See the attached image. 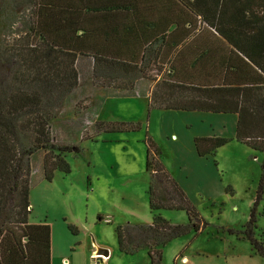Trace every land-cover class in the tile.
<instances>
[{"label": "trees", "instance_id": "1", "mask_svg": "<svg viewBox=\"0 0 264 264\" xmlns=\"http://www.w3.org/2000/svg\"><path fill=\"white\" fill-rule=\"evenodd\" d=\"M28 1V24L19 30L24 35H17L13 49H0V264H51L50 225L30 222V160L46 151L43 171L50 181L56 171L70 172L67 153H81L80 145L53 142L50 120L80 84L82 61H92L95 86L108 94L135 95L140 80L153 81L149 109L236 114L235 139L264 154V0ZM15 49L19 71L12 69ZM10 73L22 87L11 84ZM94 126L98 134L141 128L132 121L97 120ZM145 139L153 218L117 226V242L124 253L145 248L150 264H163L167 243L197 235L206 224L163 164L160 147ZM231 140L198 136L194 144L199 156H214ZM261 169L239 232L264 258L256 233L264 162ZM168 209L185 210L188 222L171 223L160 212Z\"/></svg>", "mask_w": 264, "mask_h": 264}, {"label": "rangeland", "instance_id": "2", "mask_svg": "<svg viewBox=\"0 0 264 264\" xmlns=\"http://www.w3.org/2000/svg\"><path fill=\"white\" fill-rule=\"evenodd\" d=\"M28 3L0 0V49L4 45L13 49L17 35H24L19 30L28 24ZM15 51L10 52L12 69L19 71L22 61ZM11 73V84L22 87ZM94 86L93 78V85H81L68 95L50 120L55 144L82 147L77 156L66 155L70 172L56 171L49 181L43 171L46 151L35 152L30 160V222L50 224L51 264H93L92 252L97 246L109 250L108 264H150L145 248L133 254L120 251L116 234L119 225L147 224L153 218L147 195L146 135L160 147L163 164L174 177L177 174L181 183L177 181L206 224L197 235L190 232L166 244L162 263L264 264V258L239 232L250 216L264 154L234 139L235 116L152 110L144 96L105 97L104 90L94 93ZM97 120L138 122L141 128L98 134L94 126ZM198 136L232 140L214 156L201 157L194 145ZM160 212L174 224L189 220L185 210ZM257 212L256 233L264 242V200Z\"/></svg>", "mask_w": 264, "mask_h": 264}, {"label": "crops", "instance_id": "3", "mask_svg": "<svg viewBox=\"0 0 264 264\" xmlns=\"http://www.w3.org/2000/svg\"><path fill=\"white\" fill-rule=\"evenodd\" d=\"M81 68H82V70L83 71H85L84 72V76H83V78L81 79L80 78V84L78 85V87H76L75 89H74V91H72V93L73 92H75L76 90H78L79 88H80V86L81 85H84V84H92L93 85V76H92V61L90 62V61H82L81 62ZM79 70H80V68H79ZM139 85H140V88H138V89H136V94H138V95H141V96H144V97H146L147 99H148V102H149V96H150V94H151V92H152V89H153V87H154V82L153 81H149V82H145V81H143V80H140L139 81V83H138ZM95 88V89H94ZM93 89H94V93L95 92H98V91H100V90H102L101 88H98V87H96V86H94L93 87ZM145 89V92L143 93V92H141L142 90H144ZM71 93V94H72ZM135 94V95H136ZM116 95H118V94H108V93H105V97H110V96H116ZM122 96H124V95H122ZM152 110H159V111H165V112H167V111H172V112H179V113H183V112H202V111H183V110H165V109H160V108H157V107H153V108H151ZM203 113H212V112H203ZM213 114H223V115H234L235 117H234V119H235V132H236V124H237V115L236 114H224V113H213ZM172 136H175V134H173ZM234 139H235V135H234ZM236 140V139H235ZM241 143V142H240ZM195 145V144H194ZM196 149V148H195ZM255 151V150H254ZM256 152H258V151H256ZM261 153V152H260ZM263 154V153H262ZM202 157V156H201ZM175 178L181 183V181L179 180V178H178V176H177V174L175 175ZM181 185V184H180ZM182 186V185H181ZM162 214V213H161ZM33 223V222H32ZM35 223H47V224H49L48 222H46V221H39V222H35ZM151 223V222H150ZM50 225V224H49ZM50 228H51V226H50ZM168 244V243H167ZM102 247H105V246H97V248L96 249H94L93 250V252H92V256H94L96 253L98 254V250L100 249V248H102ZM165 247V246H164ZM147 250V249H146ZM51 251H52V229H51ZM163 252H164V248H163ZM109 257V256H108ZM108 257H105L104 258V264H108V262L107 261H109V259H108ZM108 259V260H107ZM93 264H94V258H93ZM163 262V261H162Z\"/></svg>", "mask_w": 264, "mask_h": 264}, {"label": "water", "instance_id": "4", "mask_svg": "<svg viewBox=\"0 0 264 264\" xmlns=\"http://www.w3.org/2000/svg\"><path fill=\"white\" fill-rule=\"evenodd\" d=\"M109 256V250L107 248H100L98 250V256L94 257V264H104V258Z\"/></svg>", "mask_w": 264, "mask_h": 264}, {"label": "bare ground", "instance_id": "5", "mask_svg": "<svg viewBox=\"0 0 264 264\" xmlns=\"http://www.w3.org/2000/svg\"><path fill=\"white\" fill-rule=\"evenodd\" d=\"M98 256V254L96 253L95 255H94V257H97Z\"/></svg>", "mask_w": 264, "mask_h": 264}]
</instances>
